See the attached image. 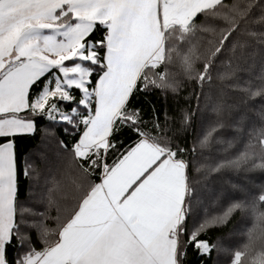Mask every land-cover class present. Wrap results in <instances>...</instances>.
I'll use <instances>...</instances> for the list:
<instances>
[{"label":"snow or ice","instance_id":"1","mask_svg":"<svg viewBox=\"0 0 264 264\" xmlns=\"http://www.w3.org/2000/svg\"><path fill=\"white\" fill-rule=\"evenodd\" d=\"M257 9V22L264 23V0H0V264H184L189 246L210 258L217 245L199 237L226 224L237 210L264 223L262 193L251 201L232 199L219 214L205 211L189 229L194 162L171 127L177 120L165 111L161 127L153 108L148 128L142 110L132 105L137 93L153 88L165 96L179 93L181 84L167 69L175 56L200 89L197 109L181 110L178 129L191 125L201 96L219 117L226 105L213 101L204 87L211 86L217 61L229 69L216 71V79L224 81L256 56L246 51L244 37L257 35L248 31ZM100 29L101 38L92 39ZM256 78L260 86L252 97L264 95V56ZM242 121L235 125L237 133ZM223 127L220 119L209 121L199 147ZM57 129L64 139H57ZM125 130L135 137L127 145L119 139ZM37 135L41 146L55 139L69 152L78 174L70 205L54 202L47 189L54 217L21 199V175L38 178L39 173L30 158L18 159L17 138ZM238 139L227 141L228 149ZM110 156H115L111 162ZM249 161L252 170H264V128L249 133L235 157L211 170L238 169ZM51 220L55 228L49 227ZM33 232L42 249L34 246ZM254 244L250 230L249 243L229 264H242L246 256L248 264H264V250L255 251Z\"/></svg>","mask_w":264,"mask_h":264},{"label":"trees","instance_id":"2","mask_svg":"<svg viewBox=\"0 0 264 264\" xmlns=\"http://www.w3.org/2000/svg\"><path fill=\"white\" fill-rule=\"evenodd\" d=\"M260 12L257 9L248 24V31L257 33L256 36H245L249 47L247 52H255L254 58H249L247 62L241 63V71L229 80L220 81L216 79V71H228L224 66H219L217 61V69L213 72V81L211 86L205 85L204 93L211 92L213 101L222 100L226 105L224 111L218 117L212 111L211 105L205 104L204 97L201 96L199 101V110L196 111L191 125L180 131L178 129V118L181 110L187 109L195 111L197 109L196 94L200 89L195 87V81L189 80L185 75L181 63L174 56L172 64L167 65L170 77L179 81L181 88L178 94H173L168 91L162 94L159 89H151L147 92H139L134 97L132 105L142 110L144 120L149 121L148 128H151V117L153 116V108L160 116L161 127H164V112L167 111L169 116L177 120V123L171 124L173 131L177 133L176 139L182 146L189 149L188 159L193 160V168L190 172L192 180V208L193 213L188 219L189 229L193 223H198L204 218V212L209 215L219 214L231 202L232 199L248 200L257 198L264 193V170H252V161L248 164L241 165L240 168H224L220 171H212L215 165L224 159L235 157L242 149L244 144L249 139V133L255 135L264 128V95L252 97L251 92L257 90L260 86V81L256 78L260 74V61L264 56V37L260 33H264V23H259ZM203 20V17H200ZM200 22V21H198ZM220 23V22H217ZM222 26V24L220 25ZM103 35V30H97L92 39H99ZM227 59V57H221ZM70 63V62H69ZM235 66V62H233ZM197 70L201 69V62L196 64ZM165 65H161L158 71H164ZM251 81V85L247 82ZM239 84L241 88H249V92H242L232 85ZM221 90L223 95L221 96ZM241 133H237L235 125L241 121ZM220 119L224 123V127L214 133L213 140L204 148L199 147V139L203 136L204 131L209 121ZM40 124H45L47 121L41 120ZM57 139H64V134L57 129ZM172 135V133H168ZM239 137L235 146L228 149L227 141ZM69 142L71 138H68ZM125 145L129 144L134 135L125 130L119 137ZM217 139H222L225 143H217ZM41 137H19L17 138V155L18 159L30 158L34 161L39 177L25 179L20 177L21 199L28 201V206L33 207L38 211L47 210L49 215L55 216V203L51 208H48L47 189L51 188L52 199L60 204L73 203L72 197L75 195L78 174L74 167L71 166V155L69 152L62 151L56 144L55 139L50 140L47 144L41 146ZM196 146V151L191 152L193 146ZM259 145L257 144V149ZM225 149H228L225 151ZM43 152L44 157L41 158L39 153ZM115 156L109 157V162ZM204 165L200 172H196L195 168L199 165ZM233 185L238 187L234 188ZM31 197V199H29ZM264 209V206H261ZM55 220L49 221V227L55 228ZM264 223H261L248 210H237L228 219L226 224L210 228L206 233L202 234L199 239H207L210 243L216 244L208 256H201L192 246L187 248V255L184 264H229L233 253L236 250L243 251L244 245L249 243V231L254 230L255 251L264 250V235H262ZM32 242L37 249L44 247L36 232L32 233ZM25 249H20L24 251ZM16 251L9 250L10 258L15 257ZM249 258L246 256L242 259V264H248Z\"/></svg>","mask_w":264,"mask_h":264}]
</instances>
